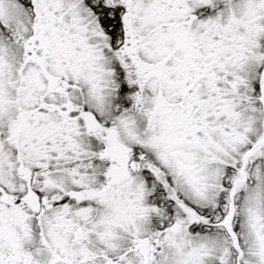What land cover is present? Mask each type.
I'll use <instances>...</instances> for the list:
<instances>
[{"label": "snow or ice", "instance_id": "6c2138e0", "mask_svg": "<svg viewBox=\"0 0 264 264\" xmlns=\"http://www.w3.org/2000/svg\"><path fill=\"white\" fill-rule=\"evenodd\" d=\"M0 264H264V0H0Z\"/></svg>", "mask_w": 264, "mask_h": 264}]
</instances>
